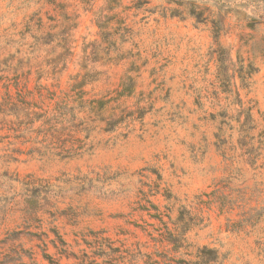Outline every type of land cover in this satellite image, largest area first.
<instances>
[{
    "label": "rangeland",
    "instance_id": "obj_1",
    "mask_svg": "<svg viewBox=\"0 0 264 264\" xmlns=\"http://www.w3.org/2000/svg\"><path fill=\"white\" fill-rule=\"evenodd\" d=\"M0 264H264V0H0Z\"/></svg>",
    "mask_w": 264,
    "mask_h": 264
}]
</instances>
